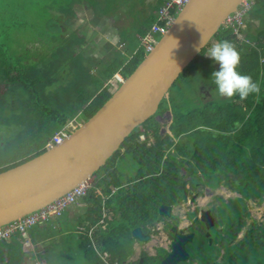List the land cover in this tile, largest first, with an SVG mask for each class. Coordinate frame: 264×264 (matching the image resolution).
Masks as SVG:
<instances>
[{"label":"trees","instance_id":"16d2710c","mask_svg":"<svg viewBox=\"0 0 264 264\" xmlns=\"http://www.w3.org/2000/svg\"><path fill=\"white\" fill-rule=\"evenodd\" d=\"M70 1L0 0V83L4 85L11 84L16 90L30 94L32 103L30 111L25 110L24 104H17L16 107H21V109L18 107L17 111L20 117L15 122L9 121V119L7 121L8 125L19 123L21 128L13 127L10 129L14 130V134L23 135H21V139L20 136L17 138L15 144L13 141H4L2 144L0 139V171L13 167L43 152L42 146L45 141L56 130L71 120V118L67 119V117L61 115L54 117L55 115L52 113L45 116L46 120L41 121L38 116L42 114L39 108L42 104L41 100L38 96V98L35 97L34 90L33 93L26 91V86L30 84L28 80L31 75V67H34L36 63V61L32 60L31 57L33 55H31L27 46L29 43H35L38 39L25 41L22 46L20 43H16L17 47L14 48L16 54H13L10 52V45L14 41L8 38L6 29L15 31L18 26H25L30 31L33 27H42L40 20L43 19L48 20V26L55 28L54 22H56V19L50 9L54 8L55 4V7H58L59 10L67 12L71 8ZM86 1L93 6L98 4L101 8L99 12L104 14L115 10L117 5L129 2V0ZM162 1L159 0V4ZM115 4L116 6H114ZM159 4H152L154 5L153 8L151 7L152 5H147V7L152 8V10L155 8L158 10ZM254 5L255 9L252 10L253 14L250 16L257 19L262 8H264V0H255L252 7ZM103 7H110V10L102 9ZM29 10L34 12L33 19L23 20L18 17L23 16L24 12ZM18 12L19 14L15 15ZM151 18L154 21L156 15L151 14ZM30 20H33V24L27 22ZM246 22L245 37L243 36L240 41L235 39L231 28L224 27H220L213 38L216 41L228 40L237 48L240 53L238 71L250 75L259 85V92L252 93L245 99H240L238 96L227 97L224 98L227 99V105L222 102L217 106L216 103H212L211 99L203 102L199 97V103L194 108H189V104L184 108L187 100L183 95H180L179 98L175 97L178 92L175 95L167 93V97L160 101L156 113L162 116L161 112H165L168 107H162L159 110L161 105L163 103L171 104L173 109L167 111H170L172 115L176 141L165 132L161 134V127L154 124L156 121L154 120L153 122V116H150L140 126H136L130 132L120 147L99 168V177L95 178V182L88 189L87 194L82 196L83 200L88 203L84 216L89 219L91 226L97 224L93 232L95 247L91 246L87 237H83L81 234L78 235L80 242L78 251L84 257L86 264H105L97 253L103 259H108L109 263H113L115 260H124L127 253L133 252L132 243L134 238L131 235L133 228L141 226L143 229L148 230V226L154 225L158 220L166 219L164 215L158 213V207L161 203L173 205L191 193L184 186L187 179L185 178L186 176H189L188 181L193 183L192 186H194L196 181L192 182L191 176L195 174L198 177L203 176L199 182L207 181L212 184V189L218 187L219 182H224L226 187H230L234 191L236 189L239 196L235 198V205H233V201L232 205H229V209L234 211L232 232L235 237L242 227L248 224L246 222V218L249 216L247 201L255 198L258 199L257 201L264 200V40L261 39L263 34L261 27L256 28V31H254L251 29L249 21L245 20ZM259 22L261 21L259 20ZM58 30H60V27L55 28L56 32L53 34V39L51 40L50 38V41L55 45V47L52 46L50 48L53 53L48 54L51 57L47 55L46 59L48 61L46 60L43 65L47 71L51 72L52 69H55L53 75L51 72L50 76L54 78V81L55 79L61 80L59 83L63 84L57 90L58 92L64 94L71 88L74 91L79 84L82 86L78 89L79 97L77 98V91H74L76 94L72 99H78L76 102L82 103L81 118L85 121L110 97L112 91L109 87L110 83L108 84L107 82L112 78L113 74L119 71L125 78L144 58L145 53L140 41L137 44L138 41L135 35L123 33L120 41L122 37L123 39L127 38L124 54H121L119 50L110 45L114 51L112 50V54L107 60H103L104 57L98 60L95 59L91 61L94 64L93 66H89V64L86 66V59L83 54L76 52L74 49L81 39L74 34L69 36L61 35ZM145 32L146 29L139 26L137 31L134 29L133 34L142 36ZM157 36H160V33ZM134 42H136V46ZM187 66L181 72L182 74L186 71ZM22 71L23 73H25L24 71L29 73V76L27 74L22 78ZM37 73L36 71L35 74L37 75ZM37 78L40 79L38 75ZM21 83H24V86L19 87ZM52 83L53 80L51 78H47L44 81L41 80L38 94L45 93L46 88L51 86ZM117 85L112 86L116 87ZM4 107L8 106L1 103L0 108ZM43 113L46 114V112ZM9 114L12 115L13 112L11 111ZM54 121L58 123V127L46 129ZM237 123L241 124L240 129L234 131L233 127ZM232 131H234V134H232ZM140 134L145 136L142 141L139 139ZM150 135L153 140L147 144ZM182 136L195 141L191 149L186 151L181 147L186 145L185 142H180L184 138L178 140ZM201 140L204 142H201ZM197 141L200 144L203 143V145L198 146V149L194 148ZM172 148L177 149L180 156L177 155L176 158L168 157ZM5 149L8 150L4 153ZM21 149L23 150L22 153L19 152ZM204 151L205 153H217L219 155L228 154L227 157L223 158L229 166L233 165L230 170L237 177L233 178L230 170L216 171L213 169L216 164L215 156L212 159L213 161H209L208 165L207 161L202 163L203 157L200 159L198 155ZM123 159H129L134 164L131 174L129 176L125 174L126 178L122 176V170L119 169ZM173 159H175L174 163ZM185 160H188L186 165L182 163ZM193 163L197 165L195 173L190 171ZM181 164L185 174L179 176ZM200 165L203 167L208 166L210 170H205ZM131 184H133V187H131ZM97 187H99L101 194L107 197L105 207L109 211V218H106L104 223H99L102 213ZM113 189H115L114 192H112ZM63 212L57 218L61 217ZM116 222H119V224L117 225ZM38 225L32 226L33 229H36ZM245 230H247V233L244 238L234 243L233 253H239L242 259H244L246 252L250 253L244 259V262L250 261L252 262L251 264H254V262H256L255 264L257 262L264 264V219L262 222L252 220ZM17 235L20 234L13 236ZM246 237L250 238L249 241H251V245H255L254 248H250L243 243L242 240H245ZM126 238L129 241L127 243L128 246L124 248L120 243L121 241H126ZM201 244L196 247L199 251L202 247ZM166 253V250L160 249L155 255L148 256L146 252H143L142 256L145 261L149 260V264H159ZM190 260L193 261L192 259Z\"/></svg>","mask_w":264,"mask_h":264},{"label":"rangeland","instance_id":"374dc122","mask_svg":"<svg viewBox=\"0 0 264 264\" xmlns=\"http://www.w3.org/2000/svg\"><path fill=\"white\" fill-rule=\"evenodd\" d=\"M139 1L140 0H138L137 5L135 6L127 5V4L125 5L120 4L118 9L112 13L113 18L116 20V25L112 27V29L109 28L108 25L103 22V20L101 21L96 20L97 17L102 16V13L101 14L95 13L96 10L94 9V7L91 4L87 5V3L85 2L83 4H78L72 7V10H73L72 13L61 12V11L54 13V11H52V13L56 16L55 17L56 22H54L55 23L54 27L55 28L60 27V30L58 31L61 32V35H64V36L65 35L69 36L73 34L79 35L80 38L84 36L85 42L83 44L77 45L76 49H78L79 52L81 53L82 52L85 53L86 56L89 58H92L95 56L100 58L103 55L101 59L104 57L103 60H107L112 54L111 49H113L110 47V44L116 45L115 41L117 40V37H118V31L121 32V30L125 28H128V29L132 28L137 31L139 26H142L144 29L147 30L151 26L153 19L151 18L152 11L147 10L148 9L147 5L149 4L147 2H146L147 4H143L142 2H139ZM251 1L252 3L255 2V0H251ZM53 7H55V4ZM151 7L153 8L154 5H152ZM254 9H255V5L248 12L246 20L249 21L250 27L254 31H256V28L261 27V30L263 31V34L261 35V39L264 40V8H262L261 12L259 13V17H257V19H259L261 22H259V20H257L253 16H250L253 14L252 10ZM18 14L19 12L16 13L15 15H18ZM33 16H34V12L29 10V11H25L23 16H18V17L22 18L23 20L24 19L29 20V19H33ZM40 21L42 23V27H33L30 31L25 26H18L19 28L17 27L15 31H8V29H6L8 38H11L14 41V43H11L10 45V52L13 54H16L14 50V48L17 47L16 43H20V45L22 46L23 44H25V41L27 42V41H33V40L38 39L35 43H29L27 46V48H29L31 52V55H33L31 57L32 60L36 61V63L34 67H31V70H30L31 75H30V79L28 80L30 84L26 86V89H27L26 91L33 93V90H34L35 97L38 96L39 99L41 100L42 104L40 105L39 108L42 114L41 116L38 115L39 118H41V121L46 120L45 118L46 115H51L52 113H54L53 114L55 115L54 117L61 115V116L67 117V119H70V118L72 119L73 116L79 115L78 117L83 122L84 120L83 118H81L82 117L81 116V108H82L81 104L82 103L80 104L76 102L78 99H72V97L74 98L76 94L74 91H77V98L79 97L80 94H79L78 89L81 88L82 86H80L79 84V86H77V88H75L74 91H72V88H71L68 92H65L64 94H62L61 92L57 91L61 87V85H63L59 83L61 82V80L55 79L54 81V78L50 76L51 72L53 75V73L55 72V69H52L50 72L44 68L43 64H45V61L47 60L46 59L47 55L49 53H53L50 51V48L52 46L55 47V45L50 41V38L51 40L53 39L52 38L53 34L56 31H55V28L47 25V22H48L47 19H43ZM27 22H29L30 24H33V20H30ZM137 24H138V27L136 28ZM246 24L247 22L245 23V26H244L245 29H246ZM245 29L243 30L241 34H239L238 38L235 37L237 41L238 40L240 41V38H243ZM94 37H97L96 42L91 41V39ZM102 37L105 38V41L102 40ZM160 37L161 36H156L158 40ZM136 38L138 41L137 44H139L138 37ZM214 42H217L214 38L209 40L208 44L205 45V50L208 46H210V44ZM134 45L136 46V42H134ZM116 48L119 51L120 50H123L122 52L125 51V46H124V43L122 44V42L118 43L116 45ZM42 52L43 54L41 55ZM146 54L144 55V57L146 56ZM48 56L51 57L50 55ZM87 61H91V59ZM87 61H86V66H88V64L89 66L94 65L93 63L87 62ZM217 67L218 65L213 63L211 59L205 56L203 52L201 51L188 64L186 71H184L185 73L184 72L183 74L181 73V75L174 81L172 86L169 88L168 93L175 95V93L178 92V95H175V97H178V98L180 95H183L184 98L187 100V103L184 106V108L188 104H189L188 105L189 108L196 107L197 104L199 103V97L203 102L211 99L212 103H216V106L222 102L224 103V105H227L228 104L227 99H224L227 97H222L218 94V92L215 89V85L210 78L211 72L215 70ZM36 71L38 72L37 75L40 77L42 81L46 80L47 78H51L53 80L52 85L46 88L45 93L41 95H39L40 93L38 94V89L40 86L39 84L41 83V80L37 78V75L35 74ZM24 72L25 73H23L22 71V78L27 74L29 76V73H26V71ZM109 81H114V77L111 78ZM22 85L24 86V83H21L19 87H21ZM109 87L110 89L113 90L115 86H112V84H109ZM30 96L31 95L28 93L22 92L21 90H16L14 86L11 84L4 85L3 83H0V104L2 103L3 105L8 106L5 109H10L8 111L13 112L12 115H8L7 111L1 109L2 116H7L9 121H13V122L17 121L20 116L17 112L19 106L16 107V105L24 104L25 110L30 111L32 109V103H31ZM166 97L167 96H165L163 99H165ZM162 107H168L167 110L173 109L170 103L169 104L163 103L161 107L159 108V110H161ZM19 108L21 109V107ZM167 110H165V112L164 111L161 112L162 116L159 119H157V116L159 115L155 112V114L152 115L153 122L155 120L156 122H154V124H156L157 126L159 125L161 127V128L159 127L161 134L165 132L167 134H170V136H172L174 134L173 119H172V115H171V118L169 119L168 114L170 113V111L168 114H166L168 112ZM43 112H46V114H44ZM3 126L4 124L1 125L0 127L1 129L0 139L2 141V144L4 141H13L15 144L20 134H14V130L5 129L3 128ZM240 126L241 124H238V123L235 124L233 127V130L234 131L239 130ZM57 127H58V123L54 121L46 129L57 128ZM234 131H232V134H234ZM183 136L179 137L178 140L183 139L184 138ZM180 142L186 143V145H182L181 147L187 151L191 149L195 141H193L192 139L189 140L188 137H185ZM201 142H204V141L201 140ZM201 145H203V143L200 144V142L197 141V144L196 146H194V148L198 149V146H201ZM7 150L8 149H5L4 153L7 152ZM22 151L23 150L21 149L19 152L22 153ZM177 155L180 156V154L178 153V150L175 148H172L169 151L168 157L172 156L173 158H176ZM214 156L216 157V160H215L216 164L214 165L213 169H215L216 171H224V170L229 171L230 168H233V165L229 166V164H227L225 159L223 158V157L228 156V154L226 153L219 155L217 153L216 154L205 153L204 151L202 154L198 155L200 159L201 157H203L202 163H204V161H207V165L209 164L210 160L214 159L213 158ZM172 161L174 163L175 159H173ZM187 161L188 160H185L182 163L184 164V162H187ZM177 163L180 164L179 161H177ZM133 166L134 164L131 160L129 159L121 160V166L119 167V169L122 170V173H123L122 176L125 177V174L127 173L130 175L131 170L133 169ZM181 166L183 165L181 164ZM200 167L204 168L205 170H210L208 166L203 167L202 165H200ZM196 169H197V165L193 163L190 167V171L195 173ZM230 172L233 178L237 177L236 174L232 173L233 172L232 170H230ZM94 175L95 177H99L100 170H97L94 173ZM179 176H181L180 173H179ZM202 177L203 176H199V177L195 176L194 174L191 176L192 182L196 181V183H200V186L202 187L205 186L204 189H207L208 187L212 188V184L208 183L207 181L199 182L201 181L200 179ZM185 178H188V177H185ZM131 187H133V184H131ZM196 188L197 186L195 184L192 189H196ZM204 189H199L200 195L203 194ZM215 192L219 195L222 194V196H225L224 198L226 197L228 199L233 198V205H235V198L239 196L236 189L235 191H233L230 189V187H221V188L215 189ZM207 199H208L207 196H205L203 199L201 198L202 202L200 205H202L203 207L200 205H197L195 210L190 211V212H187V211L189 209H192L193 204L189 202V200L187 199L186 201L182 202L180 206L175 205L173 208V212L177 215L178 218L186 214L187 217L189 218L188 219L189 221L191 219L194 220L195 218L194 215L198 212V210H200V208L206 209V207H209V206L205 207V205L209 203L203 202ZM257 200L258 199L255 198V199H249L247 201L249 216L246 218V222L248 224L252 220H255L257 222H262V220L264 219V200L263 201H257ZM222 203H224V201L222 200V198H219L218 203L216 205L213 204V207L215 208V213L218 217V221L221 226L220 229H225V230L217 231L218 227L214 224L213 226H210V227H207V226L204 227V225H202V223H199V222L192 225L190 229H193V230L202 226V229L205 232L204 236H207V234L208 235L210 234V237H208L206 240L204 239L205 241L201 244L202 247L200 251L196 248L197 247L196 239H194L192 243H188L186 245V249L188 253L190 254L189 261L188 259L182 260L178 262L179 264H244V263L251 264L252 263L250 261L244 262V259L248 257L250 253L246 252L244 254V259H242V257L239 256V253H233L234 252L233 249L235 247L234 243L244 238L245 234L247 233V230L245 229L248 224H245L242 227L241 231H239L235 237V234L232 232L233 226H234L233 224L234 223L233 222L234 221L233 220L234 211L228 210L229 204L227 203L222 204ZM158 211H159V208H158ZM107 218H109V216ZM161 220H164V219H161ZM180 220H183V217L180 218ZM116 224L118 225L119 222H116ZM143 230L148 231L150 233L149 229L148 230L143 229ZM64 232H68V233L58 234L55 240L54 239L50 240V245H51L49 248L51 249L50 251L51 260H49L51 262L50 264H86L84 257L80 256L81 253L80 251H78L79 249H77L76 251L74 250L75 244H74L73 239L74 238L78 239V231H74L72 229L69 230V228H67L66 230H64ZM202 237H203V234L199 235V242L202 241L203 239ZM209 239H211L212 243L211 241H209ZM249 239L250 238L246 237L245 240H242V241L244 244H246L250 248H254L255 245H251V241H249ZM125 240H126V243L129 241L127 238ZM121 242L124 243V241H121ZM90 243L92 244L91 240H90ZM139 243L141 245L144 244L141 241ZM139 248L140 246L135 247L136 253H139ZM133 252L131 253L133 254ZM143 252L144 251L141 252L140 256H142ZM76 253L78 254L79 257L78 256L75 257ZM190 259H192L193 261H191ZM126 262L127 263L130 262V260L127 259ZM255 263L256 262H254V264ZM146 264H149V262ZM257 264H261V263L257 262Z\"/></svg>","mask_w":264,"mask_h":264},{"label":"water","instance_id":"95a60500","mask_svg":"<svg viewBox=\"0 0 264 264\" xmlns=\"http://www.w3.org/2000/svg\"><path fill=\"white\" fill-rule=\"evenodd\" d=\"M241 1L189 0L153 49L92 116L60 144L0 171V225L51 203L94 176L130 132L155 114L179 74L201 52L197 50L201 37L209 42ZM170 209L161 204L158 212L168 216ZM202 214L205 225L213 226L210 212ZM172 231L170 250L160 264H177L189 258L186 243L192 241L193 233L184 234L176 226ZM131 234L139 241L150 239L139 227Z\"/></svg>","mask_w":264,"mask_h":264},{"label":"crops","instance_id":"0c3cea01","mask_svg":"<svg viewBox=\"0 0 264 264\" xmlns=\"http://www.w3.org/2000/svg\"><path fill=\"white\" fill-rule=\"evenodd\" d=\"M84 2L87 3V5L90 4L86 0H71L69 2V3H71V8L67 12L70 11L69 13H72L73 12L72 7H74L75 5H78V4H83ZM137 2H138V0H135V1L129 0V2L125 3V4L134 5L135 6V5H137ZM139 2H142L143 4H147L148 3L149 5L159 4V0H140ZM162 2L159 4V6L162 4ZM125 4H121V5H125ZM102 5H105V4H102ZM94 6L93 7H94L95 10L97 8L95 13L101 14L99 12V11H101V8L98 6V4H96ZM114 6H116V4ZM119 6L117 5L116 6L117 8L115 10H117ZM109 8L110 7H103L102 9L110 10ZM128 9H129V7H128ZM50 10H51V12L54 11V13L55 12H59V11L63 12L62 10H59L58 7L51 8ZM115 10L108 11L110 13H105V14L102 13V16L97 17L96 20H98V21L99 20L100 21L103 20V22L105 24H107L109 28L112 29V27H114L116 25V20L112 16V13ZM147 10H151L152 11L151 14H155L157 9L155 8V9L152 10V8H148ZM53 16H54V18L56 17L54 14H53ZM123 33H125L126 35L129 34V35H132V36L135 35L136 37L139 38V41H140V36L141 35L138 36L137 34H133L134 33V29H132V28H130V29L125 28V29L121 30V32L118 31L117 40L116 41L114 40L116 42V45L118 43L122 42V44L124 43V46H125V44L127 43V38L126 37L124 39L122 37V40L120 41L121 34H123ZM76 36L79 37V35H76ZM83 37L82 38L79 37L81 39L80 40L81 43L79 41L75 45L76 47H74L76 52H79V50L76 49L77 45L83 44L85 42V37L84 38ZM96 39H97V37H94V38L91 39V41L92 42H96ZM102 40L105 41V38L102 37ZM110 45H112V44H110ZM116 45L113 44L112 46H114L116 48ZM112 50L114 51V49H111V51ZM122 51L123 50H120L119 52L121 54H124L125 51L124 52H122ZM82 54H83V57L86 59V61L90 60V59H91V61H93L95 59L98 60V59H101V57L103 56L102 55L100 58H98L96 56L92 57V58H89V57L86 56L85 53L82 52ZM91 61H87V62H91ZM115 88L116 87H114V89ZM113 90L111 89V91H113ZM1 109L7 111L8 115H10L8 109H5V107L4 108H0V122H1L0 127H1V125L4 124L3 128H5V129H10V128H13V127L21 128L19 123H11V124L8 125L7 124L8 117L7 116H2ZM18 130L20 131V129H18ZM0 131H1V129H0ZM21 135H23V134L19 135L20 139L22 138ZM168 135H170V134H168ZM171 137L174 138V140L176 141L177 138L175 137V134H173ZM139 139L141 141L144 140L145 139L144 134H140L139 135ZM152 140H153V138L150 135L149 139L147 141V144L152 142ZM46 142H47V140L45 141L44 145L42 146V149H44V150H45ZM184 174H185V172H183V175ZM126 175L129 176L128 173ZM126 175H125V178H126ZM95 178L96 177L94 175V176H92L89 179L91 186H93V184L95 182ZM219 183H221V185H224V184H222L224 182H219ZM215 189H218V187H216ZM114 191H115V189L112 190V192H114ZM97 193L99 194V198H100L99 201H100L101 213H102L99 223H104V220L109 215V211L105 207V201H106L107 197L101 194L99 187H97ZM87 206H88V203L85 202V200H83V198L81 197L76 204H73L72 206L67 208L63 212L61 217H59V218H57V217L51 218L50 221H48L47 223L39 224L36 229H33V227L29 228L27 230V233L25 234V236L17 235V236H12L9 239L0 240V264H50L51 263L49 261V260H51V256H50L51 255L50 254L51 249H49L50 246H51L50 245V240H52V239L55 240L58 234H66V233H68V232H64V230H66L67 228H69V230L70 229H74V231L75 230L78 231V235L81 234V235H83V237H87L89 242H90V240L92 242L91 246L95 247V244H94L95 238L93 237V232H94V228H95V226L97 224L94 225V226H91L90 223H89V219L84 216V213L86 211ZM164 216L165 217H169L167 215H164ZM145 233L147 235H149V232H145ZM142 234H144V233L142 232ZM73 240H74V244H75L74 250L76 251L78 249V246H79L80 242L76 238H74ZM141 242H145V241H141ZM127 243H126V241H124V243L121 242L120 245L125 248L126 246H128ZM149 251L153 252L150 249H149ZM97 254L104 261L105 264L106 263L107 264H124V263H120V262L127 261V259H129V260L133 259V258L136 257V255H138V253L134 254V252H133V254H132L131 252H129V253H127V256H126V258L124 260H117V261L115 260L113 263H109L108 259H103L99 253H97ZM77 256H78V254L76 253L75 257H77ZM80 256H82V255L80 254Z\"/></svg>","mask_w":264,"mask_h":264},{"label":"built area","instance_id":"2783aa9c","mask_svg":"<svg viewBox=\"0 0 264 264\" xmlns=\"http://www.w3.org/2000/svg\"><path fill=\"white\" fill-rule=\"evenodd\" d=\"M189 0H164L159 9L156 10V18L151 26L146 30L145 34L140 36V45L144 53L151 51L157 41L156 36L162 35L174 21L176 15ZM253 3L251 0H242L237 8L228 14L222 21L220 27L231 28L233 35L238 38L245 26V18ZM159 32V33H158ZM243 38H240L242 40ZM124 78L120 74H115L114 81H109L110 84L116 85L122 82ZM74 116L65 125L58 129L46 142L45 149L51 148L54 145L60 144L67 138L73 130H75L82 120ZM78 117V118H77ZM91 184L89 179L72 187L69 191L53 200L51 203L36 209L28 214L18 217L8 223L0 225V240L9 239L13 235L20 234L25 236L27 230L36 224H45L51 218L61 215V213L73 204L78 202V199L87 194Z\"/></svg>","mask_w":264,"mask_h":264},{"label":"flooded vegetation","instance_id":"af4514ba","mask_svg":"<svg viewBox=\"0 0 264 264\" xmlns=\"http://www.w3.org/2000/svg\"><path fill=\"white\" fill-rule=\"evenodd\" d=\"M184 164L186 165L187 162H184ZM183 172H185V170H184L183 166H180V172L179 173L181 175H183ZM186 177H188V178L186 180L184 179L185 180L184 186H185V188L190 190L191 193L188 194L187 197L180 199L176 204H173V205L168 204L171 207L170 214L168 215L169 217H166V219H164V220H158L157 222H155L154 225L148 226V228L150 229L149 230L150 231V233H149L150 239L148 241L143 242L144 247H143V245H141L139 243L140 242L139 240L134 238V242L132 243V248L134 250V254H136L135 247L136 246L139 247V245H140L139 253H138V255H136L135 258L130 259V262L127 263L126 261H124L122 263H124V264H138L140 259H142V264L148 263L149 260L145 261V258H143V256H140L142 251L146 252L148 256H152V255L157 254L160 249H164L168 253V251L170 250L171 241H172L174 233H175L172 231L173 226H176L177 231H182L184 234L185 233H193V238H192L191 242H193L194 239H196L197 246L199 244L203 243L208 237H210V234L207 236H204L205 232L203 231L202 226L196 228L195 230L190 229V227L192 225L198 223V222L202 223V225H204V227H206L205 221H203L200 218L201 215H203L202 213L205 210H208L210 212V215L213 218L214 225H216L218 227L217 231L225 230V229H220L221 226L218 222V217L215 213V208L213 207V204L216 205L218 203V199L222 198V200L224 201L225 204L229 203V205L231 206L233 198L232 199H228L227 197L224 198L225 196H222V194L219 195L215 192L216 187L213 189L210 187H208L207 189H204L205 186L202 187V186H200V183H196V182L194 183V185L196 184L197 188L192 189L193 183L188 181L189 176H186ZM221 187H226L225 183H224V185H221V183H219L218 188H221ZM199 189H204L202 195L199 194ZM209 195H210V197H209ZM205 196H207L208 199L203 201V202L209 203V204L205 205V207L206 206H209V207H206V209L200 208V210H198V212L194 215L195 216L194 220L191 219L189 221L188 220L189 218L187 217L186 214L183 216H180L178 218L177 215L173 212V208L175 205L180 206V204H182V202L186 201L187 199L189 200V202H191L193 204L192 209H189L187 212L194 211L196 206L201 204V202H202L201 198L203 199ZM230 202H231V204H230ZM224 203H222V204H224ZM161 204H166V203H161ZM200 206H202V205H200ZM228 210H230V209H228ZM176 217H177V219H176ZM182 217H183V220H180V218H182ZM139 227L141 229V232L146 234L145 231L143 230V228L141 226H139ZM201 234H203V237H202L203 239H202V241L199 242V235H201ZM211 243H212V241H211ZM186 245H187V243H186ZM149 249L152 250L153 252H148ZM167 253H166V255H167ZM161 260H160V262H161ZM160 262H159V264H160ZM177 264H179V263H177Z\"/></svg>","mask_w":264,"mask_h":264},{"label":"clouds","instance_id":"9594fccd","mask_svg":"<svg viewBox=\"0 0 264 264\" xmlns=\"http://www.w3.org/2000/svg\"><path fill=\"white\" fill-rule=\"evenodd\" d=\"M244 29L245 28H243V30ZM206 44H208V40L206 37L202 36L197 50L202 51L205 56L218 65V67L211 72L210 78L220 96L228 98L238 96L240 99H245L250 94L259 92V85L252 77L238 71L240 53L230 41L219 40L210 44L205 50ZM115 74H120V72H115L112 78ZM159 118H161V115L157 117V119Z\"/></svg>","mask_w":264,"mask_h":264}]
</instances>
